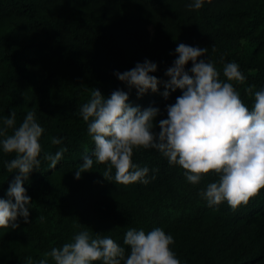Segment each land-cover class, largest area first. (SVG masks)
Wrapping results in <instances>:
<instances>
[{
    "label": "trees",
    "instance_id": "1",
    "mask_svg": "<svg viewBox=\"0 0 264 264\" xmlns=\"http://www.w3.org/2000/svg\"><path fill=\"white\" fill-rule=\"evenodd\" d=\"M187 2L0 0V118L14 110L19 123L34 110L46 129L44 152L68 149L55 169L42 161L24 182L32 200L29 223L18 218L16 229H0V264H26V257L38 262L85 227L125 248L129 227H163L173 235L182 264H264V189L235 211L227 202L210 208L199 193L215 174L193 185L181 167L154 150L134 154L141 166L158 169L148 185L108 181L101 174L105 166L95 163L79 180L74 177L85 149L94 148L78 108L92 88L104 96L128 91L116 71L148 59L158 66L153 75L166 81L183 42L208 47L221 71L224 63L237 62L246 81L236 87L250 107L254 97L246 89L264 88V0H214L201 10L187 9ZM164 90L160 85L157 93L138 97L132 89L129 100L141 109L159 107V121L181 94L177 89L165 100ZM52 136L63 137V144H52ZM13 155L0 151L2 198L17 175L4 168Z\"/></svg>",
    "mask_w": 264,
    "mask_h": 264
},
{
    "label": "clouds",
    "instance_id": "2",
    "mask_svg": "<svg viewBox=\"0 0 264 264\" xmlns=\"http://www.w3.org/2000/svg\"><path fill=\"white\" fill-rule=\"evenodd\" d=\"M206 2L212 5L214 0H189L185 7L201 10ZM175 53L165 72L166 81L153 75L158 66L145 59L129 70L114 72L128 91L117 89L104 96L92 88L78 115L87 124L94 148L85 149L74 177L79 180L95 163L105 166L101 174L108 181L148 185L158 169L141 166L134 154L154 150L170 166L181 167L186 181L193 185L205 175L215 174L217 179L207 183L200 196L210 208L227 202L235 211L264 189V88L246 89L254 97L250 107L236 87L246 81L237 62L224 63L221 71L208 55V47L183 42L177 44ZM189 62L191 67L186 69ZM160 85L164 86L165 100L177 89L181 94L165 106L167 117L157 121L160 108L134 106L129 93L135 89L142 97L157 93ZM157 126L159 131H155ZM45 131L34 110L19 123L14 110L0 118V151L14 154L4 162V168L17 173L6 190L7 198L0 197V229H16L18 218L29 223L32 200L24 182L42 161L55 169L68 151L62 146L54 154L44 152ZM48 139L54 145H62L64 140L56 136ZM174 243L173 235L163 227L149 231L129 227L123 240L127 248L112 236L93 235L85 227L62 245L51 247L38 262L26 257V264H182L173 250Z\"/></svg>",
    "mask_w": 264,
    "mask_h": 264
},
{
    "label": "rangeland",
    "instance_id": "3",
    "mask_svg": "<svg viewBox=\"0 0 264 264\" xmlns=\"http://www.w3.org/2000/svg\"><path fill=\"white\" fill-rule=\"evenodd\" d=\"M151 29V31H153V29L152 28H150Z\"/></svg>",
    "mask_w": 264,
    "mask_h": 264
}]
</instances>
